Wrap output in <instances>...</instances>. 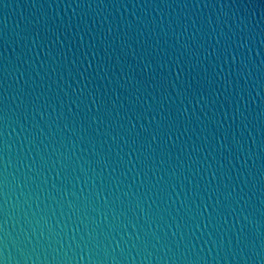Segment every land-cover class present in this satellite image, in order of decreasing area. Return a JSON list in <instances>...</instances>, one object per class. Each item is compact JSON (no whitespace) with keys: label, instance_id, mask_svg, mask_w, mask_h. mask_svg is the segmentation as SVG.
Wrapping results in <instances>:
<instances>
[{"label":"water","instance_id":"95a60500","mask_svg":"<svg viewBox=\"0 0 264 264\" xmlns=\"http://www.w3.org/2000/svg\"><path fill=\"white\" fill-rule=\"evenodd\" d=\"M0 264H264V0H0Z\"/></svg>","mask_w":264,"mask_h":264}]
</instances>
